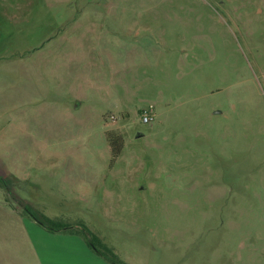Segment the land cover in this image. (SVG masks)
I'll return each instance as SVG.
<instances>
[{"label":"rangeland","instance_id":"374dc122","mask_svg":"<svg viewBox=\"0 0 264 264\" xmlns=\"http://www.w3.org/2000/svg\"><path fill=\"white\" fill-rule=\"evenodd\" d=\"M45 217L121 264H264V0H0L5 264Z\"/></svg>","mask_w":264,"mask_h":264},{"label":"crops","instance_id":"0c3cea01","mask_svg":"<svg viewBox=\"0 0 264 264\" xmlns=\"http://www.w3.org/2000/svg\"><path fill=\"white\" fill-rule=\"evenodd\" d=\"M36 228L35 255L41 264H114L90 247L81 231H53L45 226ZM8 252L0 246V264H5Z\"/></svg>","mask_w":264,"mask_h":264},{"label":"trees","instance_id":"16d2710c","mask_svg":"<svg viewBox=\"0 0 264 264\" xmlns=\"http://www.w3.org/2000/svg\"><path fill=\"white\" fill-rule=\"evenodd\" d=\"M108 141L111 146V151L114 157H117L120 155L122 148H123V138L121 135H116L114 133H109L108 134ZM46 228L53 230V231H58L62 229H69L72 228L69 225L62 223L60 221H56L54 219H51L49 217H45V219L40 221ZM82 235L85 237L86 241L88 244L99 254L107 259H109L111 262L114 264H121L117 262L116 260H113L111 255H114V251L106 246L101 239H99L97 236H92L90 232L86 229L83 228L81 230Z\"/></svg>","mask_w":264,"mask_h":264},{"label":"built area","instance_id":"2783aa9c","mask_svg":"<svg viewBox=\"0 0 264 264\" xmlns=\"http://www.w3.org/2000/svg\"><path fill=\"white\" fill-rule=\"evenodd\" d=\"M142 119L146 123H150V122L154 121L155 116H154L153 110L152 109L143 110Z\"/></svg>","mask_w":264,"mask_h":264}]
</instances>
